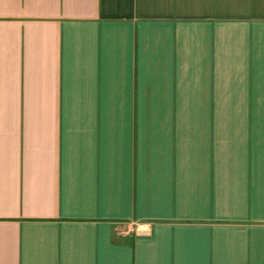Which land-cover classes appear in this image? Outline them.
<instances>
[{
    "label": "crops",
    "instance_id": "crops-1",
    "mask_svg": "<svg viewBox=\"0 0 264 264\" xmlns=\"http://www.w3.org/2000/svg\"><path fill=\"white\" fill-rule=\"evenodd\" d=\"M0 264H264V0H0Z\"/></svg>",
    "mask_w": 264,
    "mask_h": 264
}]
</instances>
